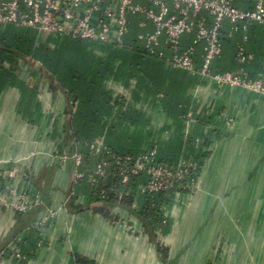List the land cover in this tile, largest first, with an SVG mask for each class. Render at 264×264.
I'll return each instance as SVG.
<instances>
[{"label":"crops","instance_id":"0c3cea01","mask_svg":"<svg viewBox=\"0 0 264 264\" xmlns=\"http://www.w3.org/2000/svg\"><path fill=\"white\" fill-rule=\"evenodd\" d=\"M235 6L250 12L255 4L253 0H235ZM204 16L211 24V17ZM129 21L130 31L123 46L85 41L58 45L55 36H46L35 29L12 26L4 29L12 36L31 40L33 54H27L23 48L13 50L18 54L16 59L0 65V161L27 158L22 168L32 169L33 183L44 193L46 207L61 208L74 187L72 168L60 169L53 156L63 146L87 154L85 144L99 139L116 153L134 156L156 147L160 160L178 164L203 153L211 135L206 127L207 112L224 108L237 112L240 120L229 139L216 142L205 163L200 192L185 216H178L177 207L170 212L172 225L176 219H181L184 226L193 223L190 218H198L204 201L214 195L221 198L222 208L239 196L251 194L254 186L264 197V144L259 142L264 139V101L258 103L257 97L244 92H219L204 82L206 88L198 90L201 82L197 75L167 62L172 49L165 42L157 50L159 57L145 52L139 35L153 31L151 22L143 15H131ZM222 42L223 55L214 63L216 72L237 69L235 56L241 44L255 58L252 68L261 69L263 24L248 21L236 28L226 22ZM191 46L196 49L195 63L200 68L204 45L195 43L194 34L184 36L181 48ZM46 52L51 54L47 63L42 57ZM77 72L81 74L78 84L81 92L73 95L70 92L76 87ZM92 80L96 81L99 93L95 95V104L87 105L89 96L85 90ZM189 112L194 115L191 124L185 118ZM92 115L96 120L89 119ZM89 163L94 168L97 159ZM233 176L238 177L236 184H221ZM254 181L256 184L252 186ZM14 185L23 187L21 180ZM77 191L79 195L72 202L76 209L68 204L51 227L43 230V247L39 248L37 232H28L22 249L31 258L30 264H74L75 260L97 264H159L157 261L165 264L150 238L133 235L91 209L95 196L86 184L78 185ZM213 205L211 211H215L218 200ZM38 217V212L16 214L0 207V253ZM212 224L215 227L212 221L207 227ZM198 237L180 240L179 244L188 246L186 253L177 245L176 254H171L172 246L169 247L167 264L200 261V253L194 251L200 245ZM0 264L12 263L0 259Z\"/></svg>","mask_w":264,"mask_h":264},{"label":"built area","instance_id":"2783aa9c","mask_svg":"<svg viewBox=\"0 0 264 264\" xmlns=\"http://www.w3.org/2000/svg\"><path fill=\"white\" fill-rule=\"evenodd\" d=\"M253 1L254 9L246 12L235 6V0H0V31L14 26L26 30L35 29L46 36H55L57 42L73 39L123 46L124 38L130 31V16L143 15L153 26L151 33L139 35V40L148 53H155L165 42L172 49V57L167 62L176 69L197 75L201 82L198 90L206 88L204 82L209 86L213 85L219 92L230 90L232 93L250 94L257 97L259 103L264 101V63L259 70L252 68L255 58L243 44L236 50L235 71L214 70L215 61L223 55L222 29L226 22L236 28L248 21L264 25V0ZM204 14L211 17V24ZM189 34L195 35L196 44L204 45L200 68L195 63V47L181 48L182 38ZM216 110L207 112L208 118L214 116L213 122L206 126L211 135L203 150L207 154L203 163L196 156L178 164H165L159 160L156 147L139 156L119 154L99 139L85 144L87 154L70 151L63 146L53 156L60 169L72 168L74 187L61 208L46 207L44 193L33 183L32 169L22 168L27 158L0 161V207L16 214L39 213L37 220L23 235L0 253V259L12 264H30L31 258L22 249L28 232L35 230L40 237L39 248L43 247V230L51 227L60 210H67V205L77 198V186L85 183L94 194L107 199L112 191H116L114 186L108 187L112 174L119 177V184L122 186L121 191H116V194L120 198L133 196L134 210L138 209L137 202L140 197L166 192L173 193L175 206L191 205L200 192L205 163L216 142L229 139L240 120L237 112L224 108ZM185 118L191 124L194 115L189 112ZM93 158L97 159L94 168L89 163ZM139 177L145 178V181L134 190L133 181ZM16 180L22 181V188L14 185ZM113 211L112 218H108L112 224L124 226L133 235L149 238L142 222L127 208L118 205L113 207ZM122 212L125 217L121 215ZM163 224L166 225L167 221ZM163 235L158 231L159 241ZM74 264L97 262L75 260Z\"/></svg>","mask_w":264,"mask_h":264},{"label":"rangeland","instance_id":"374dc122","mask_svg":"<svg viewBox=\"0 0 264 264\" xmlns=\"http://www.w3.org/2000/svg\"><path fill=\"white\" fill-rule=\"evenodd\" d=\"M259 142L264 144V139L261 138ZM237 180L238 177L233 176L230 180L221 182V184L230 186L231 183L236 184ZM255 184L254 181L252 186ZM252 190L251 194L239 196L235 198L231 205L223 208L219 202L221 198L216 195L211 196L201 206L200 209L202 210L198 218L194 220L190 218L193 223L184 226L183 223H180L181 219H176L170 232L161 236L163 238H160L159 244L168 248L172 246L171 254H176L175 247L177 245L180 249L182 248V252L186 253L188 252V246L179 244L180 240L199 236V248L196 246V250H193L200 253V261L189 262V264H264V206L262 204L264 197L261 191L258 193L255 191V186ZM219 191L222 190L219 189ZM216 200H218V205L215 207V211H211ZM176 207L178 216L184 217L188 212L186 209L190 205L179 204L173 209ZM220 208L222 211L218 212ZM121 215L125 217L124 212ZM134 216L138 219L136 215ZM210 221L215 222V227L213 224L207 227ZM172 233H175V235L173 236ZM176 237H178L177 241H175ZM154 245L158 250L156 243ZM157 262L160 264L159 261ZM161 264L163 263L161 262Z\"/></svg>","mask_w":264,"mask_h":264},{"label":"trees","instance_id":"16d2710c","mask_svg":"<svg viewBox=\"0 0 264 264\" xmlns=\"http://www.w3.org/2000/svg\"><path fill=\"white\" fill-rule=\"evenodd\" d=\"M10 27V26H9ZM14 27V26H12ZM17 28V27H15ZM8 31V30H6ZM5 30L0 31V65L4 61H11L16 59L17 55L13 50H20L24 49L26 50L27 54L32 55L31 51V40H25L19 37V36H12L8 34ZM65 41H70V42H81L80 40H73V39H64L60 40L57 42L58 45H63ZM84 42V41H83ZM88 42V41H85ZM100 43V42H96ZM75 44V43H73ZM148 55L150 56H157V51L155 53H148V51H145ZM51 54L50 53H45L42 57L44 61L47 63ZM77 75V76H76ZM76 82V87L74 86L72 88V91L70 92L71 94H78L81 92L80 86L78 85L80 80H81V74L77 72L74 74ZM95 77V76H94ZM86 94L89 96V100L87 101V105H93L95 104L94 98L95 95L98 92V86L96 85V81L92 80L91 83H87V88L85 90ZM72 96V95H71ZM89 119L96 120V116L92 115V118L89 117ZM208 123L213 122V118L209 119L208 118ZM207 158V154L202 153L199 156V160L201 163L205 161ZM160 160V159H159ZM161 162L165 164H171L168 162H164L163 160H160ZM145 181V178L139 177L136 178L133 181V189H137V186ZM85 184V183H84ZM114 186L116 191H121L122 186L119 184V177H117L115 174L111 175V183L109 184L108 187ZM87 187V184H86ZM107 187V189H108ZM89 188V187H88ZM90 190V189H89ZM116 191H112L107 199H102L98 195L94 194L92 190H90L91 194H94L95 197H93L91 200L92 206L91 209L98 212L99 214H102L106 216L107 218H112L111 215V210L115 206H124L127 208L132 214L136 215L138 219L142 222L144 225V229L148 237L150 238V241L152 243H156L158 247V252L161 255L162 261L167 264L168 261V254H169V248L168 247H163L159 244V237H158V231H161L164 235H167L170 232V229L172 227L173 220L171 218V211L173 207H175V200H174V195L172 192H166V193H161V194H154V195H146L143 197H140L138 199V209L134 210L132 208L134 197H123L120 198L118 194H116ZM70 208L76 209L73 206V203H71ZM167 221V224L164 225L163 222ZM82 261V260H79Z\"/></svg>","mask_w":264,"mask_h":264}]
</instances>
